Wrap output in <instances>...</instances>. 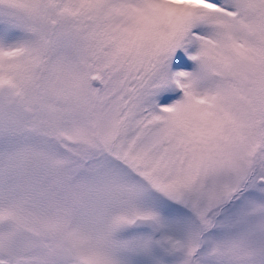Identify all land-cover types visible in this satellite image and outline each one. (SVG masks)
<instances>
[{
    "label": "snow or ice",
    "instance_id": "obj_1",
    "mask_svg": "<svg viewBox=\"0 0 264 264\" xmlns=\"http://www.w3.org/2000/svg\"><path fill=\"white\" fill-rule=\"evenodd\" d=\"M0 264H264V0H0Z\"/></svg>",
    "mask_w": 264,
    "mask_h": 264
}]
</instances>
